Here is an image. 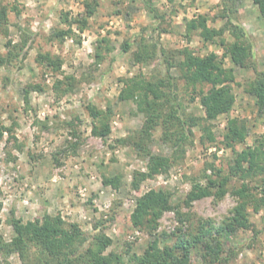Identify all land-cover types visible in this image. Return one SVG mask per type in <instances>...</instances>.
<instances>
[{"label":"rangeland","instance_id":"1","mask_svg":"<svg viewBox=\"0 0 264 264\" xmlns=\"http://www.w3.org/2000/svg\"><path fill=\"white\" fill-rule=\"evenodd\" d=\"M85 1L0 0L7 9V22L0 24V57L7 53V42L27 40L22 62L19 55L0 65V125L10 129L0 139V238L11 240L13 217L28 222L59 216L88 238L103 232L111 240L107 252L120 254L124 264H136L133 256L142 255L153 241L163 248L173 246L178 236L210 230L220 247L218 259L210 258L213 264H264V205L253 209L264 196V173L242 178L230 172L235 152L258 146L264 137V111L247 92L257 72L264 71V23L257 6L251 0L236 5L233 22L243 28L252 54L246 68L223 60V68L232 70L234 77L235 102L228 114L203 121L199 98L185 85L184 72L170 70L180 113L196 117L199 125L192 128L184 153L164 144L160 125L151 131L146 148L171 161L149 176V159L133 146L145 116L132 100L122 101L119 95L129 80L164 78L167 70L161 54L140 63L134 56L143 50L153 55L156 45L176 63L185 50L221 58L219 45L204 43L196 32L186 35L185 22L203 15L210 27L220 29L226 22L218 17L225 0H151L159 18L146 10L143 0H97L96 13L81 29L75 20L84 18ZM67 30L72 33L56 36ZM224 38L232 40L228 33ZM125 41H131L128 53L122 52ZM48 54L61 61L59 71L38 63L39 55ZM58 80L63 83L56 87ZM200 88L208 89L196 90ZM87 105L102 112L109 107L108 120L91 118ZM102 120L110 126L104 139L91 133ZM231 121L245 130L244 141L234 146L225 139ZM114 177L118 187L103 183ZM222 178L229 179L224 197L184 204L193 188ZM242 183L248 189L240 198L233 190ZM150 190L166 192L174 209L164 212L153 227H134L130 216L135 201ZM243 201L248 202L247 227L216 235ZM202 240L210 241L208 235ZM190 252L191 264H202L203 243L193 245ZM0 264L23 263L12 253L0 254Z\"/></svg>","mask_w":264,"mask_h":264},{"label":"trees","instance_id":"2","mask_svg":"<svg viewBox=\"0 0 264 264\" xmlns=\"http://www.w3.org/2000/svg\"><path fill=\"white\" fill-rule=\"evenodd\" d=\"M241 0H225L223 7L218 14L220 19L226 20L220 29L212 28L208 25L206 16H198L185 22L186 35L198 33L204 42L219 45L223 49L222 57L210 53L206 56L193 55L189 50L180 53L183 59L176 63L170 57H165L166 51L157 50L153 46V55L146 50L138 52L134 56V61L140 63L150 60L152 56L161 54L164 56L163 63L166 65L167 76L155 80H147L140 76L125 83L119 99L122 101L132 100L138 111L144 114L145 121L142 129L137 132V139L133 142L135 150L142 153L149 159V176L158 174L166 169L170 164V159L151 154L146 148V143L151 138V131L159 125L162 127V141L170 146L176 153H184V148L190 143L192 128L199 125V121L194 116L183 117L175 103V83L169 74L171 69L179 68L183 73L185 85L191 87L199 98V103L204 112L203 121L208 122L217 119L219 116L228 114L234 105L232 83L234 77L232 70L223 68V60L229 58L235 66L246 68L251 60V47L245 40V33L241 26L233 22L236 13V5ZM257 6L261 20L264 23V0H251ZM144 7L155 18H159L157 9L151 0H143ZM84 18L75 20V23L84 29L87 19L96 13L97 0H86L84 2ZM7 22V9L0 4V24ZM164 31H161L163 33ZM72 33L71 30L57 32L56 36L64 37ZM228 33L231 41L227 42L224 34ZM27 40L15 44L7 42L8 48L5 56L0 57V65L10 64L15 57H21V62L26 58L25 51ZM146 47V46H145ZM131 48V41H125L122 45V52L128 53ZM147 49V48H146ZM19 51V52H18ZM144 57L146 58L145 60ZM148 58V59H147ZM38 63L51 68L53 72L61 69V61L52 58L49 54L37 58ZM185 75V76H184ZM70 79V78H68ZM63 82L57 81L55 86H61ZM197 86H207V91L202 88L196 90ZM247 92L255 99V103L260 111H264V71L257 72L255 78L249 82ZM86 111L93 119L103 117L108 120L110 108L102 112L92 105L86 106ZM10 129L0 125V139L4 133ZM207 138L210 141L214 137L208 129L203 127ZM91 133L104 139L110 134L108 121L101 122L100 126L93 125ZM226 144L234 146L242 143L245 139V130L239 126L237 121L229 122L225 136ZM174 161L176 158H172ZM232 176L253 177L258 173H264V137L259 145L254 148H244L235 152L233 164L230 167ZM228 178L220 181H210L206 187H195L185 197L184 204L190 205L194 201L210 196L221 199L227 193L226 185ZM105 185L118 187L119 179L104 178ZM264 185V178L262 179ZM211 189H214L213 192ZM248 189V184L242 183L240 188L233 190V194L243 198ZM264 193V190H262ZM261 203L254 206V211L264 205V196ZM248 202L243 201L234 208V215L229 222L219 229L216 235H220L224 230L234 232L238 229L246 228L248 225L247 214ZM174 209L170 203L169 196L163 190H150L138 197L135 201V208L130 216L134 227H153L161 215ZM10 225L13 236L9 242H4L0 238V254L9 255L16 253L23 264H124L120 254L107 252L111 245V240L103 233L98 232L90 238L76 224H68L61 217L53 218L45 215L42 220L22 222L12 218ZM199 231L197 235L178 236L173 246L160 248L156 241H153L140 256H133L132 260L136 264H191V248L199 243H203L204 253L201 255L202 264H213L210 258L218 259L220 247L218 238L211 235L210 230ZM210 241H205L206 237ZM209 258V260H208Z\"/></svg>","mask_w":264,"mask_h":264},{"label":"crops","instance_id":"3","mask_svg":"<svg viewBox=\"0 0 264 264\" xmlns=\"http://www.w3.org/2000/svg\"><path fill=\"white\" fill-rule=\"evenodd\" d=\"M188 21V20H187Z\"/></svg>","mask_w":264,"mask_h":264}]
</instances>
